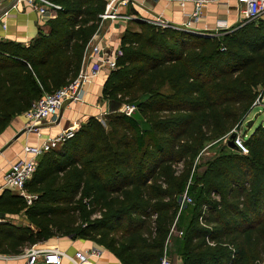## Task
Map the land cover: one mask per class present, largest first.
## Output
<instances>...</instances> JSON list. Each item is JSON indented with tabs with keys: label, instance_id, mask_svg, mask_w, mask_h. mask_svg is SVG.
I'll use <instances>...</instances> for the list:
<instances>
[{
	"label": "trees",
	"instance_id": "1",
	"mask_svg": "<svg viewBox=\"0 0 264 264\" xmlns=\"http://www.w3.org/2000/svg\"><path fill=\"white\" fill-rule=\"evenodd\" d=\"M50 1L58 8L46 32L26 45L0 41V131L77 75L107 2ZM263 93V18L209 34L128 20L102 98L135 109L89 116L40 153L24 185L30 202L0 192V211L26 220H0V254L68 236L109 249L123 264H160L164 249L180 264H264V122L244 138L247 153L225 142L201 170L194 164ZM185 186L191 204L183 217ZM178 219L181 234L172 235Z\"/></svg>",
	"mask_w": 264,
	"mask_h": 264
},
{
	"label": "crops",
	"instance_id": "2",
	"mask_svg": "<svg viewBox=\"0 0 264 264\" xmlns=\"http://www.w3.org/2000/svg\"><path fill=\"white\" fill-rule=\"evenodd\" d=\"M7 1L3 0L2 5ZM113 5L117 13L130 16L129 18L120 16L101 18L94 34L96 37H100V43L108 52L117 51L120 34L128 20L137 16L150 19L159 14L171 24H180L188 18L192 10L190 0H116ZM236 6V0H220L208 3L206 7L202 8L199 17L191 23L192 29L212 31L236 25L243 19L242 13ZM50 16L47 13L39 15L29 9L22 0L16 1L14 7H10L5 15L0 16V41L12 40L26 45L37 33L48 30L47 19ZM1 21L5 22V27L1 26ZM108 72L102 70L83 85L81 100L65 101L57 114L47 119L38 120L35 123L37 131L27 130V119L23 112L15 114L9 119L5 128L0 131V192L6 188L2 175L11 162L17 158L29 156L23 150L25 145H39L44 139L60 132L73 121L79 124L89 116L99 118L106 113L105 102L102 98V86ZM4 219L26 223L23 213H6ZM174 232H176V228L172 233ZM36 243L41 246L57 245L67 254H72L76 249L89 248L94 244L86 238H70L68 236H52ZM23 250L15 254H6L8 257L5 258L0 257V264L23 263ZM167 251L166 254L171 256ZM97 259L102 264H123L107 248H104ZM178 259V264H180L179 256ZM60 264L72 263L63 257Z\"/></svg>",
	"mask_w": 264,
	"mask_h": 264
},
{
	"label": "built area",
	"instance_id": "3",
	"mask_svg": "<svg viewBox=\"0 0 264 264\" xmlns=\"http://www.w3.org/2000/svg\"><path fill=\"white\" fill-rule=\"evenodd\" d=\"M19 1V0H16ZM15 1V2H16ZM29 9L41 14H52V11L58 8V5L50 0H22ZM116 0H107L104 12L101 18L104 17H125L129 18L130 15L119 14L115 11L113 3ZM192 2V10L188 18L180 24H171L165 20L161 15L157 14L155 17L145 19L158 26H171L175 28L190 30L195 33L209 34L207 32L196 31L192 29L191 23L196 20L202 8L206 7L210 2H217L220 0H190ZM15 2L11 7L15 6ZM237 9L242 13L243 19L240 22L262 18L264 16V0H236ZM2 0H0V6ZM8 10V9H7ZM7 10H4L0 16L5 15ZM109 10V11H108ZM5 22L1 21V26L5 27ZM95 34L88 40L84 47L81 65L77 75L67 84L54 90L53 92L43 93L39 98L34 100L30 107L23 112L27 119V130L37 131L38 120L47 119L59 111L65 101L81 100L83 93V85L94 76L98 75L102 70L110 71L116 66V51L108 52L102 46ZM256 101V99H255ZM254 101V102H255ZM257 102V101H256ZM135 106L126 103L123 112L130 115ZM77 122L73 121L70 125L62 129L55 135L49 136L44 139L39 145H25L23 150L29 154L27 157H20L11 162L9 167L4 171L3 183L4 186L12 191L22 194L27 202L31 201L34 197L25 189V182L31 177L35 166L36 157L43 151L55 147L62 140L72 135L77 128ZM233 144L239 153H247V147L244 143V138L240 134H235ZM186 203H191V197L187 194L186 190L183 191L179 197L180 207ZM174 230V225L170 231ZM181 234V231H177ZM105 247L93 244L86 249H76L72 254H67L64 250L60 249L57 245H37L34 243L24 248L22 256L24 261L21 264H60L63 257L69 259L72 264H102L98 261ZM0 257H8L6 254H0ZM160 264H170V259L166 254L160 258Z\"/></svg>",
	"mask_w": 264,
	"mask_h": 264
},
{
	"label": "rangeland",
	"instance_id": "4",
	"mask_svg": "<svg viewBox=\"0 0 264 264\" xmlns=\"http://www.w3.org/2000/svg\"><path fill=\"white\" fill-rule=\"evenodd\" d=\"M262 18L264 19V16ZM217 30L219 31V29H215V30H212V31H201V32H207V33L215 32L216 33V32H218ZM256 101L255 102L258 103V104H256L255 102L252 104L253 108L244 115L243 120L241 121V123L239 125H234L229 130V132L226 133L225 135H223L221 138H218V139H216L214 141H208V142L205 143L203 148L199 151V154H200L199 158L198 159H194V164H196V170H198V171L201 170L203 165H204V161L207 160L208 158L212 157L216 152H218L220 150L221 146L226 142V140L228 138V135H229L231 130H235L237 134H240V135L243 136V138H245L248 134H250L252 132V130L254 129V127L258 123L264 122V108H263V106H264V93L261 94V95L259 94V96H257V98H256ZM104 102H105V99H104ZM103 117H104V114L101 115L99 117V119H101V121H102ZM250 120H251L250 125L246 126L245 122L246 121H250ZM79 124L77 125V127L79 126ZM180 166H181V164L179 163L178 167H180ZM192 185H193V181H191L189 183L188 188H187V191H188V193L191 196H193V192H194L193 189H192ZM186 186H185L184 190H186ZM187 204L190 205L191 203H187ZM187 204H184L181 207L179 205L178 211L183 209ZM184 209H183L184 211L181 212L183 217H184V215L187 214V212H188L187 210L189 208L186 207ZM179 219L176 221L175 225L173 224L175 226L174 228H176V232H174L172 235H176L178 233L177 229L182 227L181 226L182 223H181V221L179 222ZM168 242H169V240L166 243L167 246H169ZM166 251H167V249L166 250L164 249L163 254H166ZM173 254H174V256H169V255L166 254L169 257V259H170V264H178L179 263L178 253H176L174 251Z\"/></svg>",
	"mask_w": 264,
	"mask_h": 264
},
{
	"label": "water",
	"instance_id": "5",
	"mask_svg": "<svg viewBox=\"0 0 264 264\" xmlns=\"http://www.w3.org/2000/svg\"><path fill=\"white\" fill-rule=\"evenodd\" d=\"M14 2H15V0H8L4 5H1L0 6V14L4 10L9 9ZM124 106H125V102L124 101H121V100H118V99H114V98H108L105 101V112L109 113V112H113V111H122ZM250 123H251V120L250 121H246L245 125L249 126ZM235 134H236V131L235 130H231L229 135H228V138L226 140V143L229 146H231V147H234L233 138H234ZM5 216H6V213L3 212V211H0V220H3L5 218Z\"/></svg>",
	"mask_w": 264,
	"mask_h": 264
}]
</instances>
